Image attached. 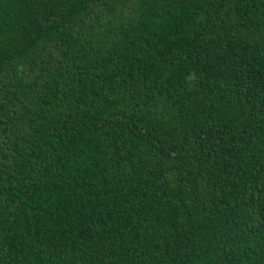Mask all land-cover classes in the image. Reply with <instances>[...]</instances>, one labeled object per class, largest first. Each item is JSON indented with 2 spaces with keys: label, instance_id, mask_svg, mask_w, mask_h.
Here are the masks:
<instances>
[{
  "label": "trees",
  "instance_id": "1",
  "mask_svg": "<svg viewBox=\"0 0 264 264\" xmlns=\"http://www.w3.org/2000/svg\"><path fill=\"white\" fill-rule=\"evenodd\" d=\"M0 264H264V0H0Z\"/></svg>",
  "mask_w": 264,
  "mask_h": 264
}]
</instances>
